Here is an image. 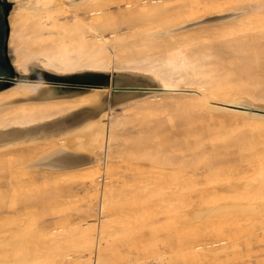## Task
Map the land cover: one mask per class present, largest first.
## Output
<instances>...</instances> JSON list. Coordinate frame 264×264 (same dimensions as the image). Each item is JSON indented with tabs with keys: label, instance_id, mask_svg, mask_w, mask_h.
<instances>
[{
	"label": "bare ground",
	"instance_id": "6f19581e",
	"mask_svg": "<svg viewBox=\"0 0 264 264\" xmlns=\"http://www.w3.org/2000/svg\"><path fill=\"white\" fill-rule=\"evenodd\" d=\"M11 1L13 2V5L7 15V21H8L7 36H8V47H9V59L17 75L28 76L29 73L33 71L38 72V70L40 69H45L50 72H55L59 74H70L73 72L94 70V71L109 72L111 75L112 84L113 83L115 84V81L117 79H120L126 82L143 81L145 84L152 83V85L156 83L159 86L156 88H149L147 89L146 92L135 96H128L122 93L115 94L114 92L115 90L111 89V86L108 85H103L101 87H93L83 91L79 90V91L67 93L66 91L63 90L57 91L46 80L18 79L14 81L13 85H10V87H5L0 89V155L6 153L15 146H23L28 150V149H33L35 147L37 148L39 144H42L41 147L42 154L37 156L33 161V163L36 166H39L41 168L40 169L41 173H43L46 176L51 175L57 177L66 174L67 172L78 173L80 170L84 169L83 172L80 171L81 174L79 173L81 177V181L85 185H88L89 182L90 186L93 187L95 191V189H99V186L96 184V180L100 175L99 172H100L101 163L106 164L107 167L105 169L108 168V170L106 171L110 172L111 169L115 166V161L117 162V160L123 157L124 154L129 153V151L130 153L133 152V154L134 151L138 152L135 149L134 151H131L134 147L142 144L144 141H148L150 139L157 137L159 134H160L159 137H161L163 132L160 133L159 130L160 127H164V126H158V124L160 123H154V120L150 121L152 120V118H149L151 115H157V114L159 115V113H166V114L168 113L170 120H173L174 114L172 109L177 108V111H179V107H180L182 112L184 110L187 112L190 111V113L197 112L199 113L200 116L214 115L216 117L220 116L219 118L225 116L243 118L248 122L258 124L259 128H261V132L264 134V89L261 85L264 84L262 83L264 82V77L261 76L260 78L258 76H255L252 78V80H254V78L257 77V80L254 81H259L258 78L261 79L262 82L261 83L260 81L257 82L258 85L256 84L251 85L252 83L248 81L241 83L236 82L234 84H231L229 82L230 81L229 77H231V75L235 71L246 70V69L249 71L252 67L264 66L263 63L264 60L262 61V58L264 57V0H248L244 3H240L235 6H232L231 4L224 6L222 3L223 1L221 0H207L200 2L195 7H188L187 10L183 12L179 11V9L176 10V12L171 10L170 12H168V10H166L165 8L171 5V2L169 3V0H127L124 2V6H125L124 8H126L125 9L126 11L123 9L124 12H121V14L123 13L122 15H124V13H127L126 15H128L129 18H133V16L131 17V13H134L137 16L138 14L140 16V13H142L145 14L149 19L146 22L144 21L145 23L142 21L143 23L139 22V24H135L134 26H131L128 23L132 28L127 29L128 31L126 32H123L118 29L112 30L111 27L121 25V23H119V21L117 20V18L119 19L121 14H118L119 17H116L118 16L117 14H115L116 15L115 17L112 14L113 18L110 19L115 18L116 20H114L113 22L117 23L118 21L119 24L117 23L118 25L117 24L113 25V23H111L113 26L110 27L111 25L109 24L110 19L106 17L105 20L106 21L107 19L109 20L106 23L109 24V28H111V31L108 33L102 31L103 28L102 30L100 29L101 23H103L101 21L102 19L104 20V18H101L102 17L101 14L97 16L95 15L96 17L93 15L94 13L92 14L96 20V22L94 21L95 25L89 22L90 21L89 18L85 19L89 23H87L85 20L80 18H77L74 21V23L73 22L71 23L72 19L71 21H69L65 17L64 19L68 20L67 23L65 22L66 20L60 21V15L62 14L67 15L64 13H66L68 10H72L75 6L82 7L89 0H11ZM112 1L111 2L114 3V0ZM117 3H119V1ZM117 5L120 6V4ZM102 6H104V4H102ZM77 8L79 9V7ZM87 8H89L90 10V7H86L85 9ZM91 9L94 11L93 8ZM74 10L71 11L72 14H74L75 12ZM78 13L80 14V12ZM78 13L76 15H78ZM109 13L105 14V16H109L110 15ZM128 13L130 14V16ZM87 15H89V13H87ZM126 15L124 18L126 19L125 21H128L131 24L134 23V21H132L133 19L132 20L127 19L128 17L126 18ZM155 17H158V19H155ZM68 22H70L71 25ZM103 26L107 27L104 24ZM140 69H146L148 71L145 73ZM255 71L257 70L255 69ZM256 73H258V71ZM249 76L252 77L251 75ZM248 85H250V88L248 87ZM257 87H262V88L260 89L258 88L260 90L258 91ZM169 99L172 100L169 101ZM175 99L178 101H173ZM239 105H243L244 107L246 106L248 108L246 109L239 108L240 107ZM119 107L121 108V110H117V108ZM78 112H81L82 115L72 117L65 122H57L61 119L71 117ZM165 119L166 121H168L167 118ZM191 119L196 120L198 118L196 119L190 118L189 125H191V122H193ZM161 120L165 121L164 119ZM48 122H55V123L38 129L39 128L38 126ZM150 122H153V124H157V125L152 126ZM29 130L32 131L29 132ZM199 130L201 131V129ZM188 131H190L189 128ZM192 136L195 137L196 140L192 139L193 144L185 148L186 149L184 150L185 157H188V155H194L196 158L203 157V160L207 158L205 161L203 160L201 161V159L199 158H197V160L195 159L196 160V163H194L195 165L196 164H198L199 166H201V164L207 165L208 163H205L208 161V157H209L207 153H210V155L212 154L215 156L221 154L226 155L228 153V146L221 145L217 147L211 146V148L207 147L208 144L206 145L207 141L205 140L208 139L204 133L203 134L199 133L197 136L194 135ZM192 136L187 135L186 137L192 138ZM156 141H159V139H156ZM156 141H154L153 144H155ZM153 144L151 143L149 148H151V145ZM146 147L147 146H145L144 149ZM150 151L151 149L147 151H143L145 152L144 153L145 156L143 155V157L157 156L153 154L152 151L151 152ZM135 155L136 154H134V156ZM168 155L166 154L165 157H170ZM135 157L137 158V156ZM143 157L141 156L142 159H144ZM192 157H191V161L190 160L188 161L187 158L183 157V159L180 160V163L186 160L188 163L184 162L183 164L180 165L185 166L188 164L187 166L192 167L193 165L192 161H194L192 160ZM127 158L125 159L122 158L121 160H128L129 158L128 159ZM173 158L176 161V158L174 156ZM142 159L141 161H144ZM159 159L161 158H157V159L146 158L145 160L151 161V160H159ZM198 159L201 163L197 162ZM165 160H168V158H165L164 161ZM170 160L172 161L173 159ZM160 161L159 162L163 165L164 161L162 159ZM230 161H228V163H230ZM213 162L212 163L209 162L210 164L208 166L205 165L206 167L204 166L205 168L208 169V171L207 173H205V171L203 173L207 174L206 176L208 178L204 177L205 174L203 175V178L205 179L207 178V180L208 179L211 180L214 189H216L214 194L213 193L211 194H213L215 197L219 196V193L222 190L224 191L225 190L228 191L230 189L232 190L247 183V181L243 179L244 176L242 175L235 176L237 172L235 175H232V173L230 174V171L227 170H231L233 167L228 168L226 165H224L226 163L225 161L222 162L224 163L222 165V168L223 166L224 167L226 166L227 167V170H225L226 172H221L222 168L221 166H219L221 164H217V162L216 163ZM127 163L129 164L131 162H127ZM239 163H244V161ZM171 164L173 165L174 161H172ZM140 165H138L137 167L143 166ZM233 165L234 164L230 166ZM238 167H240V165H238ZM238 167L236 169H238ZM179 168H183V167L180 166ZM193 168L195 167H192L191 169ZM136 169H134V171H136ZM196 169L199 170L200 168L196 167ZM40 170L38 171L40 172ZM173 170L171 174H173ZM242 170L243 169H241L240 171ZM112 171H115V169ZM209 171L211 174H213V176H209ZM130 173L132 174V172ZM146 173H148V171ZM192 173H190V175ZM200 173L202 172H198L197 174ZM260 173L262 175V180H261L263 184L262 186L264 187V166L262 167V171ZM43 174L42 176H44ZM124 174L122 173L121 175ZM144 174L145 172L142 175H140V177L146 178L147 174L145 175ZM165 174L168 175V173ZM160 175L162 174L160 173ZM175 175L176 174H174V176ZM183 175L181 177L184 179ZM200 175L192 174V178L193 176L200 177ZM152 176L154 177L152 179H155L156 175L155 176L152 175ZM152 176L147 175V178ZM187 177L189 178V176ZM129 178L131 179V176H129ZM144 178L142 179L136 178V179L137 181L138 180L142 181ZM157 178L160 177L157 176ZM170 178H172V176ZM182 178H180V180ZM203 178L202 181L200 182H203L204 185L203 190H205L207 189L205 188L207 186H205L204 182L206 181H204L205 179ZM197 179L198 177L194 179V181ZM16 181L18 183L21 180L18 179ZM146 181L148 180L146 179ZM149 181L151 180L149 179ZM156 181L160 182L161 180L156 179ZM175 181L177 180L175 179ZM185 181H183V183ZM126 183L130 184L131 182L127 181ZM143 183L144 185H146L145 182ZM153 183L150 182V185H152ZM160 183H165V181ZM183 183H179V184L182 185ZM188 184L189 183L186 184L187 186H183V185L182 186L177 185V186L183 188L186 187L184 189H187V187L190 186ZM140 185H142V183ZM197 185L201 186L202 184H197ZM108 186L109 184L107 185V187ZM179 187H175V188L182 189ZM149 190L151 191V189ZM144 191L142 190L143 193ZM198 191H200L199 188ZM95 194H91V195L95 196ZM195 195L200 196L199 193ZM152 196L156 197L155 195L151 194L150 200L153 199ZM210 196L209 197L206 196V197L208 199L214 197V196L213 197ZM259 197L261 198V201H250L246 199V201L226 200L225 202H217L216 199H213V202L211 201L212 202L211 203L209 201L211 199L209 200L205 199V203H207L208 206L203 203L204 206L201 205V207L199 208L196 207L197 209L194 208L192 213L191 211L190 212L188 211V213H191L190 215H193L195 218H197L196 221L199 222L196 221L194 222L197 224L199 223L202 226V228H199L201 230H199L198 232H194V234L193 233L184 234V232L179 234L180 232H178L179 235L176 236L177 232L174 233L176 234L175 236L179 238V240H176L175 239L176 237L174 238L173 233H170L172 236L169 237H173L176 240V242L179 241L178 248L183 254V255L180 254V256L182 255L181 257L178 254H176L175 258L183 257L181 264H192V261L194 259H196L195 261H197V259H200L202 255L203 256L205 255L206 258L207 256L208 257L210 256L211 260L217 261V259H219L217 255L219 254L220 249L225 250L227 252L228 249L232 248V250H229L228 254L226 255L228 256L226 260H230L229 263L227 264H244L245 261L248 260V258H252L254 252L258 251V250H238L243 248L247 244V239H246L247 236H245V234H242L239 231V227L246 220L245 216L247 214H254L256 220L258 221L255 224L256 225L255 230L257 234H255L254 231L252 230V232L255 235L250 237V239L258 240L261 243L264 242V194ZM201 198L202 197H200L199 199ZM243 198H247V197H243ZM153 200L155 201L156 199ZM111 201L105 204L111 205L110 203ZM104 202L105 201H103L102 203ZM144 203H146V201H144L143 204ZM151 203L152 202L146 203L145 205L148 206L147 204L150 205ZM186 203L189 204L188 202ZM198 203H201V201H198ZM141 204L140 205L138 204L139 206L138 205L137 206L140 208ZM179 205H180L179 207L181 208L183 207L184 204L182 205L179 204ZM102 206L104 207V204ZM102 206H101V213L104 212L107 214L108 211L106 212V210L109 208L105 209L104 207L103 209ZM148 208L151 207L148 206ZM88 212H90V210ZM91 212L93 213L94 211ZM188 213L187 214L184 213V214L188 216L189 215ZM182 214L181 217L185 218L186 216L184 217L183 216L184 214L183 215ZM144 215L147 214L146 213L142 214L141 211V216ZM213 216H218V217H213ZM179 220H181V218ZM191 220H195V219H190L188 220L190 221L189 223L186 222L185 223L191 225L190 224ZM180 222L183 223L182 221ZM180 226L182 225H178L177 227ZM81 229L83 228L81 227ZM80 231L82 230H79V232ZM189 232L191 233V231ZM101 234L104 233H102L101 231ZM95 238L96 237L93 238L92 233L91 235H88V237L85 235V233L84 235H82V239L85 245H89L88 247H91V250H88V253L94 252L93 241L95 240ZM142 238L140 240L138 238V241H141ZM208 238L223 240L224 243L222 242L220 246L217 245L211 246L208 245L206 241ZM146 240L148 241V239ZM210 241L212 242L214 240H210ZM146 242L144 244H142V242H139L138 244L135 241V244H137V246L142 244L144 250V248L147 249L146 247L151 246ZM169 242L171 241L169 240ZM176 242L174 243V245L177 244ZM77 244H81V243L78 242ZM77 244L76 246H78ZM95 245L100 246L97 243ZM171 246L169 247L172 248ZM138 247L141 248L140 246ZM138 247L136 251H138ZM79 249L80 248H75V250H79ZM83 250L80 249L79 253L81 254ZM103 250H104V246H103ZM109 251H111L112 253V250ZM174 251L180 252L173 250V252ZM107 252L108 251L103 253L105 254ZM146 252L147 251L142 252L143 254L142 253L141 254L144 257H146V254L149 255L150 253V252L148 253ZM99 253H102V251L101 252L99 251ZM138 253L139 251L137 252V254ZM18 254H21V252ZM76 254L78 253H75V255ZM133 254L131 253V255ZM137 254H135V256L139 257L140 255L138 254L139 255L138 256ZM260 254L263 255L264 253L260 252ZM60 255L61 254H58V256ZM170 255H173V253L171 252ZM256 255H258V253H256L255 256ZM98 256H100V254L99 255L97 254L96 258ZM93 257L91 258V260L93 259ZM110 257H108V259H110ZM129 257L130 255H128V257L126 258L128 259ZM141 257L139 258L141 259ZM53 258H55L53 259L54 261L58 260V258L56 259V257ZM112 258L114 259V257ZM124 258L125 256L123 257V259L121 258V256H119V258L117 259L119 260L122 259L126 261ZM175 258L173 259L175 260ZM221 258L224 259V255L223 257L221 256ZM53 260L51 261V264ZM68 260L71 259L68 258ZM72 260L73 262L70 261L72 262L71 264H75L74 263L76 262L75 260L79 261V259H72ZM83 260H85L86 262L85 261L84 262L87 264L88 259H83ZM134 260L135 259H133L132 261ZM142 260H139L137 262L135 261L133 263L138 264L139 262H143ZM171 260L170 262L175 264V261L174 260L171 261ZM39 261L40 259L38 260L36 259L35 262L39 264L38 263ZM94 261L100 262L99 264H106L102 260V256H101V260L98 261L97 258V260ZM128 261L127 263L129 264L131 261L130 262ZM249 261L251 260L249 259L248 262ZM41 262L42 263L40 264H44L42 260ZM84 262L81 263L80 261V264H85ZM92 262L93 260L91 262L88 261L89 264ZM256 262L258 263V261ZM111 263L112 262H110V264ZM112 264H119V261L117 263L116 262L114 263L113 261ZM143 264H145V262H143ZM248 264H252V263L250 262Z\"/></svg>",
	"mask_w": 264,
	"mask_h": 264
},
{
	"label": "rangeland",
	"instance_id": "374dc122",
	"mask_svg": "<svg viewBox=\"0 0 264 264\" xmlns=\"http://www.w3.org/2000/svg\"><path fill=\"white\" fill-rule=\"evenodd\" d=\"M7 1H9L11 4V7L9 6L10 7L9 11H10L12 8L13 2L11 0H7ZM111 1L112 0H107V1L106 0H89L82 7L81 6H75L72 9V10L75 9L74 14H72V12H71L72 10H68L67 11L68 13L67 12L64 13L67 15H63V14L60 15V21H63L66 19L71 21V19H72L71 23L72 22L74 23V21L77 18H80L83 20H85L86 18H89V20H90L89 22H91V24H94V21L96 22L95 17L97 15L101 14V16H102L101 18H104V20L102 19V21H101L103 23H101L100 29L102 30V28H103L102 31L108 33L111 31V28H112V30L118 29L120 31L126 32V31H128L127 29L132 28V27H130V25L134 26L135 24H139V22L143 23L144 21L146 22L149 19L145 14H142V13H140V16H139V14L137 16L136 14L131 13V17L133 16V18H129L128 15H126L127 13H124V15H122L123 13L121 14V12H124V10L126 9V8H124L125 7L124 2L127 0H114V3H112L113 1L112 2ZM116 1L117 2L119 1V3H117ZM203 1H207V0H169V3L171 2V5H169V7H166V8L164 7V8L166 10H168V12H170V10L176 12V10H178V9H179V11L183 12V11H186L188 7H195L197 4H199L200 2H203ZM221 1H223L222 3L224 6L229 5V4H231L232 6H235V5H238L240 3H244L248 0H221ZM96 3H98V4H96ZM3 4L6 8H9L6 1H4ZM102 4H104V6H102ZM117 4H120V6ZM99 5H101V6H99ZM93 6H95L96 8ZM77 7H79L80 10ZM86 7H90V10H89V8L85 9ZM100 7H102V8H100ZM91 8H93L94 11ZM118 9H119V11H118ZM95 10H97V11H95ZM77 11L80 12V14ZM76 12L78 13L79 16L76 15L77 14ZM81 12H84V13H81ZM101 12H103V13H101ZM87 13H89V15H87ZM107 13H109L110 14L109 16H111V17L105 16V14H107ZM135 13H138V12H135ZM92 14L94 16L95 15L96 16L94 17ZM112 14L114 15V17L116 16L115 14H117V15L121 14L120 17H119V15L116 16V17H119V19L117 18V20L119 21V23H121V25H118L119 24L118 21H117L118 24L113 22L114 20H116L115 18L110 19V18H113ZM132 14H134V15H132ZM84 15H86V16H84ZM125 15H126V18L128 17L127 19H130V20L133 19L132 21H134V23L131 24L130 22L125 21L126 20V19H124ZM129 16H130V14H129ZM173 16H174V14H173ZM64 17L66 19H64ZM106 17H108L110 19V21L108 19L106 21L105 20ZM155 19H158V17H155ZM68 20H66L65 22L67 23ZM120 20H123V21H120ZM108 21H109V24L113 23V25L117 24L118 26H113L111 24L110 27L111 26H113V27L109 28V24L106 23ZM89 22H87V23H89ZM125 22H126V24H125ZM68 23L71 25L70 22H68ZM103 24L106 25L107 27L103 26ZM104 28H107V29H104ZM105 30H107V31H105ZM263 58H262V61L264 60ZM263 63H264V61H263ZM255 69L258 71V73H256L257 71H255ZM140 70L144 71L145 73L148 71L146 69H140ZM249 71L247 69L235 71L231 75V77H229V80H230L229 82L231 84H234L236 82L241 83V82L248 81V82L252 83L251 85H253V84L258 85L257 82H259V81H260V83L262 82L260 78H261V76L264 77V66H258V67L255 66V67H252ZM36 73L37 72L33 71L29 74L31 76V75L36 74ZM255 74H257V75H255ZM249 75H251L252 77H250ZM255 76L260 77V78H258L259 81H254V80H257V77L254 78V80H252V78ZM39 78H43V76H40ZM13 83L14 82H8V83H6V86L1 87V88L10 87V85H13ZM262 83H264V82H262ZM115 84L119 85V87H120V89L118 91H116V90L114 91L115 94L122 93V94L128 95V96L140 95V94L146 92L147 89H149V88H156L159 86L156 83L152 85V83H146L145 84L143 81H127L126 82V81H123L120 79H117L115 81ZM261 85L264 89V84H261ZM248 87L250 88V85H248ZM251 87H253V86H251ZM262 87H257V90L260 91L259 89ZM54 88L57 91H59L58 88H56V87H54ZM63 91L70 93V92H75L78 90L77 89L63 88ZM177 99H179V98H177ZM171 100L169 99V101H171ZM173 101H178V100L175 99ZM239 106H240L239 108H243V109L248 108L246 106L244 107L243 105H239ZM117 110H121V108L119 107V108H117ZM172 110H173V114H174L173 120H170L168 113L167 114L166 113H159V115L158 114L157 115H151L149 117V118H152V120H150V121L154 120V123H160V124H158V126H164V127H160V130H162V128H163L162 131L159 130L160 133L161 132H163V133H162L161 137H159L160 134L157 137H155L156 139H159V141H156V139L153 138L155 140L150 139V140L144 141L142 144L134 147L131 151H134V149L138 151V152L134 151V154H136L135 156H137V158L134 156L133 152L130 153V151H129V153L124 154L125 157L123 156L119 160H117V162L115 161L116 167L114 166L115 168L113 167L110 172L106 171V170H108V168L105 169L107 167L106 164H104V163L100 164V172H99L100 175L98 176V179L96 180V184L99 186V189H95V191H94V188L90 186L89 182H88V185H85L84 183H82L81 177H80V174H81L80 171L83 172L84 169L80 170L78 173L67 172L66 174H63V175L57 176V177L51 176V175L46 176L43 173H41V170H40L41 168L39 166H36L33 163V161L37 156L42 154V152H41L42 144H39L41 146L38 145L37 148L35 147L33 149H28V150L23 146H15V147L11 148L9 151H7L6 153L0 155V264H17V263H20V264H37V262H35L36 259L37 260L40 259V261L38 262L39 264L42 263L41 260L43 261L44 264H51V261L53 259H55L53 257H56V259L58 258V260H55V261L53 260L52 264L53 263L57 264V263H59V261H60L59 264H66V263L71 264L73 262L72 259H79V261L75 260L76 261V262H74L75 264H80V261H81V263L84 262L85 260H83V259H88L89 262H91L93 260V262L90 264H96V263L99 264L100 262H96L94 260H97V258H98V261L101 260V256H102V260L106 264L107 263L110 264V262L113 263V261H114V263L115 262L117 263L119 261V264H125V263H127L128 260H129L128 262L131 261L129 264H135L133 262H135L137 259L142 260V258H143L142 261L145 262V264H171L172 262H170V260L175 258L176 254H178L179 256H180V254H182L180 249L178 248L179 241L176 242V240H179V238H177L176 236H178L179 234H181L183 232H184V234L185 233H189V234L193 233L194 234V232H198L199 230H201L199 228H202V226L199 223L197 224L194 222L197 220V218H195L193 215H190V214L193 212L194 208H196V207L199 208V207H201V205L204 206L203 203L208 206V204L205 203V199H208L206 196H208V197L210 195H211L210 197L214 196L213 194L216 191V189H214V186L212 185L211 180L210 179L207 180L208 177L206 176L207 174H205L208 171V169L205 167L208 166L210 163H212L214 160H215L214 161L215 163L217 162V164H221V165H219V166H221V168H222V165L224 164L222 162H224V161L226 162L224 165H226L228 168L233 167L231 170H227V167L223 166L222 169L220 168L222 170L221 172H226L225 170H227V171H230V174L232 173V175H235L237 172V174L235 176H237V175L244 176L243 179L246 180L247 183L245 185H241L240 187L232 189V190L230 189L228 191L227 190H225V191L222 190L221 192L219 191L220 192L219 196H216V197L214 196L215 198L214 197L209 198L211 200L208 199L210 202L211 201L213 202V199H216L217 202H225L226 200L227 201H246V199H248L250 201H261V198L259 196L264 194V187L262 186L263 184L261 182L262 175L260 173L262 171V167L264 166V134L261 132V128H259V125L256 123L248 122V121L244 120L243 118H238V117L225 116V117L219 118L220 116L216 117L214 115L213 116H208V115L207 116H205V115L200 116L199 113H197V112L196 113H190V111L187 112L185 110L182 112L180 107H179V111H177V108H174ZM79 115H82V113L78 112L71 117L61 119L57 122H65L68 119L75 117V116H79ZM185 115H187V116H185ZM162 116H164V117H162ZM158 117H160V118H158ZM195 117L198 119H196ZM157 118H158V120H157ZM165 118H167V120L169 122L166 121ZM178 118H180V119H178ZM190 118L196 119V120L191 119L193 121V122H191V125H189L190 124V122H189ZM161 119H164L165 121H162ZM55 122H48V123L41 124L40 126H38L39 127L38 129H40L41 127L47 126V125H51ZM164 122L165 123L168 122V123L165 124ZM150 123L152 124V126L157 125V124H153V122H150ZM163 123H164V125H163ZM35 126H37V125H35ZM29 127H31V126H29ZM188 128L191 132L188 131ZM199 129H201V131ZM196 130H198L199 132ZM30 131H32V130H29V132ZM33 131H35V130H33ZM197 133L198 134L204 133L207 136L208 140H205V141H207L206 145L208 144L207 147L211 148V146L217 147V146H221V145L228 146V153L226 155L221 154V155H216V156L212 155V154L210 155V153H207L209 155V157L206 156V157H208V161L205 163H208V164L207 165L201 164V166L203 165L202 167L199 166L198 164L195 165L194 163H196V160L199 157L196 158L194 155H188V157H185L184 150H186L185 149L186 147L193 144L192 139H195V137H193L192 135L197 136L198 135ZM186 134L189 136H192V138H190V137L187 138ZM20 137H22V136H20ZM149 141H151V142H149ZM154 141H156L157 143L155 142V144H153ZM151 143L153 145H151V148H149ZM146 144H149V145H146ZM145 146H147V147L144 149ZM150 149H151L152 153L157 155V156L156 157H143V155L145 156V154H144L145 152H143V151H147ZM141 152H143V153H141ZM166 154L167 155L169 154L168 156H170V157H165ZM207 154H205V155H207ZM181 155H182V157H181ZM141 156L144 159H142ZM146 156H148V155H146ZM173 156L176 158V161L173 158ZM199 156H201V155H199ZM138 157H140L144 161H141V159ZM180 157H181V159H180ZM183 157L187 158L188 161L189 160L191 161V157H192V160L195 161V162L192 161L193 162L192 167H195V168L191 169L192 167L187 166L188 165L187 160L182 161L180 163V160H182ZM122 158L123 159L127 158L128 160H121ZM146 158L147 159L148 158H151V159L152 158H154V159L161 158L163 161L165 158H168V160H165L163 165H162L160 163L161 159L150 161V160H145ZM170 159H173L172 160V161H174L173 165L171 164L172 161ZM199 159H201V161H202L203 157H201ZM199 159L197 162L201 163L199 161ZM137 160H139V161H137ZM205 160H203V161H205ZM234 160H235V162H234ZM228 161H230V163H228ZM243 161H244V163H239V162H243ZM127 162H131V163L128 164ZM184 162H187L186 163L187 165H185V166L180 165V164H183ZM140 163H141V165H140ZM232 164H234V165L230 166ZM138 165H140V166L143 165V166L137 167ZM238 165H240V167H238ZM121 166H123V167H121ZM144 166H145V168H144ZM180 166L183 168H179ZM126 167L129 169H127ZM196 167L200 168L201 170L199 169L200 170L199 171L198 169H196ZM237 167H238V169H236ZM116 168H119V169H116ZM136 168L140 169V170H137ZM114 169H115V171H112ZM134 169H136V171H134ZM194 169L198 170V171H195ZM241 169H243L245 171H243V170L240 171ZM38 170H40V172ZM145 170H147L148 173H146L147 171H145ZM172 170H173V174H171ZM238 170H239V172H238ZM158 171H160V172H158ZM204 171H205V173H203ZM130 172H132V174ZM144 172H145V174H147L149 176H152V175L155 176L156 175L155 179H152V178H154L153 176L147 178V175H146V178L140 177V175H142ZM151 172H154V173H151ZM189 172L190 173L193 172L192 173L193 175H200V174H202V175H200V177L199 176H193V178H192V174L190 175ZM198 172H202V173L197 174ZM122 173L123 174L127 173V174L121 175ZM139 173H141V174H139ZM160 173L162 175H160ZM165 173H168L169 176ZM245 173H247V174H245ZM42 174L44 176H42ZM133 174H135L136 177ZM174 174H176L175 176H177V177H175ZM204 174H205L204 177H207L206 179L203 178ZM182 175H183L184 179L181 177ZM186 175L189 176L191 182L193 181L192 183L190 182L189 178ZM129 176H131V179L129 178ZM157 176H159L160 178H157ZM171 176H172V178H170ZM209 176H213V174H211L210 171H209ZM173 177H175V178H173ZM197 177H198V179L194 181V179H196ZM136 178L137 179L144 178V179L142 181L138 180L139 181L138 182ZM180 178L183 179V180L181 179L182 182H181ZM202 178L205 179L204 181H206V182H204L205 186H207V187H205V188H207L205 190H203L204 189L203 182H200V181H202ZM209 178H211V177H209ZM18 179H20L21 181L17 183L16 180H18ZM146 179L148 181H146ZM149 179L151 181H149ZM156 179L161 180L160 182L165 181V183L157 182L158 180L156 181ZM175 179L177 181H175ZM185 179H186V181H185ZM209 180L211 183L209 182ZM127 181H129L131 183L127 184L126 183ZM153 181H154V183H153ZM183 181H185V182L183 183ZM143 182H145V184L146 185L148 184V185L147 186L144 185ZM150 182L153 184L150 185ZM186 182L189 183L188 185H190L187 187V189H184L186 187H184V188L179 187L181 185L179 183H183L182 184L183 186H187ZM141 183L143 186H146V187H143L142 185H140ZM176 183L179 186H177ZM108 184H109V186H108L109 189L107 187ZM171 184L173 185V187ZM197 184H202V185L199 186ZM154 185H156V186H154ZM191 185H192V187H191ZM195 185H197V186H195ZM158 186H160V187L162 186L163 188L161 187V190H160V187H158ZM103 187H104L105 191L103 190ZM147 187H149V188H147ZM156 187H158V188H156ZM175 187H179L182 189H178ZM189 187H191L192 189ZM208 187H209V189H208ZM9 188L11 189V191ZM140 188H142V189H140ZM164 188H166V189H164ZM198 188L200 191H198ZM149 189H151V191ZM142 190L143 191L145 190L144 193L142 192ZM206 190H208V191H206ZM212 190H213V192H212ZM160 191H161V193H160ZM105 192H107L109 194H107ZM198 193L200 194V196L195 195ZM211 193H213V194H211ZM91 194H95V196L91 195ZM106 194H107V196H106ZM151 194L156 196V197L152 196L153 199H156L155 201L153 199H152L153 201L150 200ZM207 194H210V195H207ZM89 196H91V197H89ZM110 196H112V197H110ZM195 196H197V197H195ZM94 197H96V198H94ZM140 197H142V198L144 197L145 199L144 198L142 199ZM200 197H202V198L199 199ZM243 197H247V198H243ZM95 199H97V200H95ZM106 200H107V202H106ZM202 200H204V201H202ZM208 200H206V201H208ZM99 201H100V203H99ZM103 201H105V202L102 203ZM109 201H111L110 202L111 205L105 204V203H109ZM137 201H138V203H137ZM139 201H140V203H139ZM142 201L143 202L146 201V203L152 202L150 205L147 204L151 208H148V206L145 205L146 203L143 204ZM198 201H201V203H198ZM154 202H155V204H154ZM186 202H188L189 204H187ZM141 203L143 204V207L145 205L146 208L145 207L143 208ZM103 204H104L105 209L109 208L106 210V212L108 211L107 214L104 212L101 213V206ZM138 204L139 205L141 204L140 208L138 207L139 206ZM167 204H169V205H167ZM179 204H181V205L184 204L183 205L184 208L181 207V208H183V209H181L179 207L180 206ZM106 206H109V207H106ZM168 206H170V207H168ZM104 207L102 206L103 209H104ZM141 207L143 210L141 209ZM89 210H90V212H88ZM91 211H94V212L92 213ZM141 211H142V214L146 213L147 215L141 216ZM188 211L189 212L191 211V213H188ZM97 212H98V214H97ZM147 212H149V213H147ZM180 213L181 214L182 213L183 214L188 213L190 216L189 215L186 216V214H184V215L182 214L184 217L186 216L185 218H183V217H181ZM191 216H192V218H191ZM84 217L85 218L87 217V218L85 219ZM213 217H218V216H213ZM245 217H246V220L239 227V231L242 234H245V236H247V238H246L247 244L243 248L238 249V250H258L257 252L253 253L254 255L252 256V258H248V260L250 259L251 261L248 262V260H246L245 263L248 264L251 262L252 264H264V260H263L264 254L263 255L260 254V252L264 253V252H262V251H264V245H263L264 242L261 243L258 240H254V239L251 240L250 239V237L257 234L256 230H255V227H256L255 224L258 221L256 220V217L254 214H247ZM180 218H181V220H179ZM189 218L195 219V220H191V223H190L191 225L186 224V223L190 222V221H188V220H190ZM182 219H184L186 221H184ZM198 219H200V218H198ZM180 221H182L183 223H181ZM81 222H82V224H81ZM89 222H91V223H89ZM196 222H199V221H196ZM192 223H195V224H192ZM87 224H89L90 226ZM178 225H182V226L177 227ZM186 225H188V226H186ZM78 226H80V227H78ZM81 227L83 229H81ZM79 230H82V231L79 232ZM252 230L254 231L255 234L252 232ZM89 231H90V234H89ZM101 231L104 234H101ZM189 231H191V233ZM178 232H180V233L178 234ZM84 233L87 237H88V235H91V233L93 235V238L96 237L95 240L93 239L94 240L93 241V249H94L93 253L94 254L90 253V252L88 253V250H91V247H88L89 245H85V243L82 239V235H84ZM170 233H173L174 238L176 237L175 238L176 240L173 237H169V236H172ZM174 233H176L177 235ZM106 236H107V238H106ZM139 236L141 238L144 237L145 239L142 238L141 241H138V238H139V240L141 239ZM78 238H80V239H78ZM105 239H107L108 241ZM134 239L138 244H139V242H142V244H144L147 241L146 239H148V241L146 243L150 244L151 246L150 247L148 246L149 248L146 247L147 249L144 248V250L147 251L146 253L150 252L149 255L146 254L147 258L142 255L143 254L142 252H145L143 250V245L142 244L138 245L141 247V248H139L137 246V244H135ZM100 240H101V242H100ZM103 240H105V241H103ZM169 240L173 244L171 242H169ZM210 240H214L215 242L212 241L213 242V244H212V242ZM109 241H111V242H109ZM166 241H168V242H166ZM206 241H207L208 245H211V246L212 245L213 246H216V245L220 246L222 242L224 243L223 240H216L213 238H211V239L208 238ZM209 241H210V243H209ZM76 242L77 243L80 242L81 244H77ZM104 242L108 245H106ZM164 242L167 243V246H166V243H164ZM175 242L177 244L174 245ZM96 243L99 244L101 246V248L98 245L96 246L95 245ZM76 244L78 246H76ZM153 245H155V246H153ZM103 246H104V250H103ZM145 246H147V245H145ZM169 246H171L172 248H170ZM137 247H138V251H139L138 254L140 256L137 254V252H138V251H136ZM75 248H80L81 250L84 249L83 250L84 253L81 252V254H82L81 255L79 253L80 249L75 250ZM72 250H75V251H72ZM98 250L100 252L102 251V253L106 252V251H108V252L105 254L104 253L102 254V253H99ZM109 250H112V253H114V254H112L111 251H109ZM127 250H130V251H127ZM170 250L174 256L170 255V253H171ZM173 250L180 251V252H175V251L173 252ZM229 250H232V248L228 249L227 252L225 250L220 249L219 254L217 255L219 258V259H217L218 262L216 260H211L210 256L209 257L207 256V258H206L205 255L204 256L202 255L200 257V259H197V261H195L196 259H194L192 261V264H195V263L196 264H203V263L204 264H210V263L211 264H215V263L216 264H221V263L227 264L230 261V260H226V258H228V256H226V255L228 254ZM19 251L21 252V254H18V253H20ZM56 251H58V252H56ZM131 251H133V252H131ZM75 253H78V254L75 255ZM131 253L132 254L134 253V254L131 255ZM256 253H258V255H256V256H259V255L260 256L256 257L255 256ZM58 254H61V255L58 256ZM68 254H70V255H68ZM97 254L98 255L100 254V256H98L96 258ZM135 254H137L139 257H141V256H143V257H141V259H140L139 257H136ZM9 255L12 257H10ZM128 255H130L131 258L129 257L127 259L126 257H128ZM223 255H224V259L221 258V256L223 257ZM261 255H262V257H261ZM88 256H90V257H88ZM110 256L114 257V259ZM119 256H121L122 259L125 256L124 259L126 261L120 259L121 260V263H120V260L117 259V258H119ZM169 256L170 257L173 256V257L170 258ZM179 256H177V257H179ZM14 257H16V258H14ZM92 257H93V259L91 260ZM108 257H110V259H108ZM68 258H70L71 260H68ZM182 258H175V260L174 259L173 260L175 261V264H181ZM201 258H203V259H201ZM49 259H51V260H49ZM133 259H135V260L132 261ZM139 260H137V261H139ZM173 260H171V261H173ZM222 260H224V261H222ZM70 261H72V262H70ZM88 261H87V264H89ZM256 261H258V263ZM143 262H139L138 264H143ZM199 262H202V263H199Z\"/></svg>",
	"mask_w": 264,
	"mask_h": 264
},
{
	"label": "water",
	"instance_id": "95a60500",
	"mask_svg": "<svg viewBox=\"0 0 264 264\" xmlns=\"http://www.w3.org/2000/svg\"><path fill=\"white\" fill-rule=\"evenodd\" d=\"M4 1L8 4V7H11L9 1L0 0V88L6 86V83L14 82L18 79H42L59 90L67 88L83 91L103 85L111 86V89L116 91L120 89L119 85L112 84L111 75L106 71L87 70L70 74H59L40 69L36 74L31 76L30 74L28 76L17 75L9 59L7 15L10 7L6 8L3 4ZM40 76H43V78H39Z\"/></svg>",
	"mask_w": 264,
	"mask_h": 264
}]
</instances>
